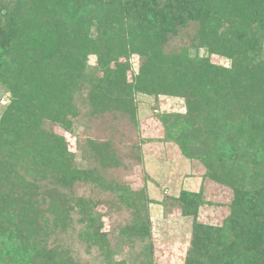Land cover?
Masks as SVG:
<instances>
[{"label": "trees", "instance_id": "obj_1", "mask_svg": "<svg viewBox=\"0 0 264 264\" xmlns=\"http://www.w3.org/2000/svg\"><path fill=\"white\" fill-rule=\"evenodd\" d=\"M48 1L33 0L23 13L40 14L32 32L14 30L13 44L0 42V85L9 93L0 120V252L12 247L13 254L0 264H12L19 250L33 264H72L58 247L46 251L48 229L67 227L76 208L90 211L56 186L81 177L53 126L70 131L86 94L93 116L111 107L131 127L136 93L184 101L187 127L165 126L167 138L233 192L221 228L193 225L184 264H264V0H53L46 9ZM67 7L73 10L60 19ZM181 30L190 44L166 52ZM195 47L226 57L229 67ZM89 54L99 62L90 78ZM130 56L138 57L136 70ZM98 146L118 168L111 144ZM194 200L182 194L175 201ZM131 213L129 233L149 237L142 207Z\"/></svg>", "mask_w": 264, "mask_h": 264}, {"label": "rangeland", "instance_id": "obj_2", "mask_svg": "<svg viewBox=\"0 0 264 264\" xmlns=\"http://www.w3.org/2000/svg\"><path fill=\"white\" fill-rule=\"evenodd\" d=\"M6 1L0 0V42L11 45L9 40L13 39L14 43V30L19 35L32 32L40 14L32 17L23 14L33 0H17L14 5ZM52 1H48L46 9L54 4ZM69 7L60 19L73 10ZM187 31L193 33L190 29ZM9 32L13 37L7 39ZM188 44L186 32L181 30L165 51ZM195 48L200 57L207 55L212 64L229 67L230 60L226 57L210 53L205 47ZM87 60L89 78L91 74L96 76L97 57L89 54ZM127 62L134 70L138 67L137 56H130ZM86 81L90 82L87 77ZM84 86V91H88V86ZM85 98L86 94L78 98L77 116L72 120L70 131L53 128L65 139L81 177L73 183L62 182L56 186L74 202L87 203L90 214L76 208L70 214L67 227L49 228L46 251L58 247L72 264H184L189 256L193 225L221 228L230 215L233 200L232 189L210 180L205 165L195 157L188 158L166 136L165 126L187 127L184 101L136 93L132 99L136 126L130 127L126 126L125 118H116L118 115L111 107L102 118L93 116V110L84 103ZM8 104L9 93L0 85V120ZM120 136L129 141H120ZM107 141L111 146L106 150L112 149L116 154L118 168L109 166L100 154L103 151L98 145ZM129 147H136L133 150L136 154L129 153ZM21 151L25 150H18V156ZM182 194L196 196L195 204L176 203ZM136 205L148 217L145 228L149 229V237L129 233L133 225L131 212ZM9 251L0 252V261L6 255H13ZM25 254L19 250L17 256L11 257L12 264H33Z\"/></svg>", "mask_w": 264, "mask_h": 264}]
</instances>
